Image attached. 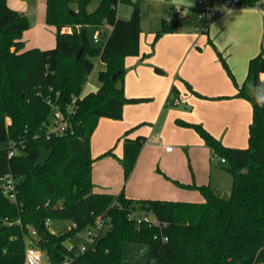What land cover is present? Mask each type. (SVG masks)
Segmentation results:
<instances>
[{
  "label": "trees",
  "instance_id": "trees-1",
  "mask_svg": "<svg viewBox=\"0 0 264 264\" xmlns=\"http://www.w3.org/2000/svg\"><path fill=\"white\" fill-rule=\"evenodd\" d=\"M92 1L45 0V21L55 27V43L39 48L26 47L22 39L30 27L26 15L0 0V142L13 141L16 149L13 155L8 154L10 146L0 149V181L10 173L17 184L14 200L0 192V264H22L27 239L48 264H122L125 242L145 245L148 264H264V107L253 95L255 87L264 86L259 77L264 49L249 59L246 79L236 92L252 105L246 147L225 146L201 124L186 123L213 156L224 159L223 169L232 178L228 198L207 184L178 183L197 189L201 201L131 199L123 190L94 192L90 139L99 118L120 119L125 103L148 98L126 97L122 85L125 57L139 54V0H100L90 11ZM258 2L239 0V5ZM119 3L131 7L128 18L117 15ZM89 25L111 27L102 46L91 45ZM178 26L174 18L162 20L155 38ZM95 60L103 63L98 88L82 93ZM74 95L73 133L48 137L44 122L52 111L50 102L64 109ZM138 126L122 137L118 159L124 180L145 142L141 134L129 136ZM42 148L48 154L40 163ZM107 154L113 155L112 150L101 156ZM139 214L153 219L137 221ZM97 216L108 226L84 252L69 251L68 243ZM46 219H66L76 228L55 233Z\"/></svg>",
  "mask_w": 264,
  "mask_h": 264
},
{
  "label": "rangeland",
  "instance_id": "rangeland-1",
  "mask_svg": "<svg viewBox=\"0 0 264 264\" xmlns=\"http://www.w3.org/2000/svg\"><path fill=\"white\" fill-rule=\"evenodd\" d=\"M99 1L100 0H93L92 5L88 6L90 7L88 8V10H94L96 8V4ZM172 3L174 5L187 4H182L181 0H139L141 52L138 55L141 56V60L144 65L151 67L152 71L155 73L156 76L165 79L168 77L169 72L171 73L170 93L168 99L166 100V109H169L174 114V111L176 112L177 107L173 106L170 100L172 98H178V100H180L181 102V107L179 106V109L181 111L185 110V113H189L191 112L190 109L194 104L187 97L191 96L190 94L195 96L196 93L193 94L191 91L188 90L185 82L181 79V76L184 71L194 65L195 55L193 53H189L188 50H171L168 47L172 44V37H174L173 35H179V33L183 32L185 29H189L192 32L198 29L197 32L200 33L199 27L200 24L203 22V19L189 18L187 24L180 25V27H178L175 31L172 32H162L157 36V38H155L156 33L161 29L162 20H165L170 17H173L174 19L182 17L181 15L178 17H174L172 15V12L170 11V5ZM7 4L9 5V7L25 14L28 20L30 21V27L25 30L22 34V38L24 40H27L28 44H34L40 37H44V39L54 37L55 40V27L53 25L47 24L45 21V0H7ZM204 4L208 5L207 0H204ZM221 5L222 1H217L216 7H219ZM240 6L245 8L258 7L264 9V7L259 4ZM130 11L131 7L126 4L119 3L117 5V15L121 18H127L130 14ZM192 13L193 12H191L190 14L192 15ZM210 19L212 18H209L207 20L211 21ZM108 32V29H104V27H102L101 25L87 26V33L90 39V43L93 46H102L106 40ZM94 34H98V41L96 42L93 39ZM48 44L50 43H45V45ZM211 48L214 52V55L216 56L215 63L217 64V69L220 70L219 73L226 74L232 84L235 85L236 79L234 78V75L228 63V58L224 56L222 52L219 51L221 56L220 57L217 54L215 48L212 46ZM134 56H127L125 57V59ZM224 61L226 63L227 68L232 73L233 79L228 75ZM94 64L95 66L93 70L88 75L87 80L83 85L82 92L84 93L88 90L94 89L97 85V73L100 68V63L95 60ZM101 64L103 65L102 62ZM159 64L162 66V68H164V72L156 71L155 65ZM211 67L214 70L216 68V65L213 64ZM205 68L210 69V66H207ZM140 70L141 67L139 71ZM139 71H136L134 69L129 71L125 69L122 83H124L125 85L126 83H129L128 86L133 88L143 86L144 83H153V80H148L145 76H143V78L139 77V74L137 73ZM246 76L247 71L244 77L241 79V82L239 84L240 86L245 81ZM124 95L126 96L125 91ZM196 96L203 99H207L204 101H208L211 103L210 111L212 113V118L217 121V129L221 134V138H218L220 142H223V140L225 139L228 140L229 143H235L244 146L247 145L248 125L246 121H244V117H242L241 122H239L238 118L236 117L237 114L245 113L244 107H242V105L245 106L244 103H246L248 112H250L251 116L252 105L250 99L247 96L236 95V93L219 97H204L200 95ZM219 99H235L239 100V102H235L233 100L234 103L228 102L227 105L221 107L220 104H218L217 102ZM163 100L165 102V98L160 99V96L156 95L153 99L149 101L125 103L124 106H131L132 109L129 111V114L123 115L120 119H113L104 116L100 117L92 136V140L94 142L93 152H96L97 149L103 146L104 141H107L108 143L112 142V146L110 147V149L114 150L116 146L118 147L121 144L120 138L123 137L124 129H126L131 124V122H133L130 121V117H132V115L138 116L143 113L154 111L155 105L159 102L161 104ZM156 113L152 112L151 114L154 115ZM186 123L189 122H184L182 121V119L177 117L173 119V125L162 126L160 124L156 125L147 121L141 122L139 124V127L147 133L148 140L142 145L139 151V154L142 153V160L132 179L131 175L136 166V161L138 159L139 154L137 156L133 169L126 180H124L123 177L121 163L119 159L114 156V154L107 155H110L118 161L119 166L117 175L115 174L112 168L107 167L104 163H97L98 161H100L99 159H101L103 156H101V154H94L93 152L91 153L92 168H95L98 171L99 175H101V177H103L102 173L104 174L105 171H107V178L109 180L116 179L117 181L119 178V190H123L124 195L127 194V190H132V192H134L135 194H150L148 193L149 191H152L154 189H160V187L163 185L171 187H173V185L178 186V183L180 182L177 179H174L169 176L165 171L166 168L169 169L171 172L173 171L177 175L190 176L191 178H193L192 183L195 185L202 184V182H205L206 184H209V186L213 188L215 192H217L216 194L218 196H220L221 198H228L232 185V178L231 175L223 169V166H225L226 163L221 162V156H211L209 154L208 146L206 145L205 141L200 136V134L197 132V130L191 126L186 125ZM225 123L226 128H224ZM193 124H198V122ZM181 128H189L191 129V131L193 130L198 141L200 139L202 143V148H198L197 146L194 147L192 145L194 141H192L191 139L185 140L179 137L176 133V129ZM158 135L161 138V141H155V137L157 139ZM9 146V141L0 142V149ZM167 147H169L168 150ZM167 153H170V155H166ZM47 154L48 150L42 148L40 150L38 162H44ZM95 163H97L96 166ZM130 179L131 182L129 183ZM194 191V193H196V195L198 196V199L201 200L202 195L200 194V192L197 189H194ZM150 217L153 219L152 216ZM69 225V220L52 219L50 220L49 228L51 231L59 233L62 230L67 229ZM32 237L37 238V236L33 233ZM78 240H80V237L77 236L74 241L77 242ZM29 243L30 240L27 239L26 244ZM133 245L137 249H139L140 246L143 244L133 243ZM122 254L124 257V261L122 264H133L128 262L129 260L126 259L128 257H125V253ZM143 255V252L139 249L137 251V255L134 258V264L146 263ZM41 264H48L44 255L42 256Z\"/></svg>",
  "mask_w": 264,
  "mask_h": 264
},
{
  "label": "crops",
  "instance_id": "crops-1",
  "mask_svg": "<svg viewBox=\"0 0 264 264\" xmlns=\"http://www.w3.org/2000/svg\"><path fill=\"white\" fill-rule=\"evenodd\" d=\"M196 1L197 0H191V1L181 0V3L182 4L187 3L185 5L189 4L190 6H194ZM207 4L208 6L216 7L217 1L207 0ZM91 5L92 3L89 6ZM173 5H174L173 3L170 5V11ZM191 12H193L192 15L190 14ZM181 16L182 17L185 16L186 19L180 22L178 27H180V25L182 24H187L189 18H197L196 9L192 8V10L189 13L182 14ZM168 19L169 18H167L166 20ZM199 19H203L202 20L203 22L200 24L199 27L200 33L197 32L198 29L194 30V32L190 31L189 29H185L183 32L179 33V35H173L174 37H172V44L168 47L171 50H179V51L188 50L189 53H193L195 55L194 65L189 67L186 71L183 72L181 79L185 82L188 90L191 91L193 94L196 93V95H200L204 97L205 96L219 97V96L235 94L238 90V87L240 86L239 84L241 82V79L244 77L247 71L249 59L257 55L261 49H264V9L258 7L245 8L238 5L213 17L212 19H210L211 21L207 20L206 18H199ZM102 27H104V29L105 28L108 29V31H110L111 29V27L108 25H103ZM65 31H70V28H66ZM23 41L26 47H39V48H50L53 47L55 43L54 37L53 38L50 37L47 39L46 38L44 39V37L42 38L40 37L37 40V42H35L34 44H28L27 40L24 39ZM45 43H50V44L45 45ZM210 45L214 47L216 51L222 52L223 55L228 58L229 61L228 60L227 61L230 65L234 78L236 79L235 80L236 85L232 84V82L226 76V74L219 73L220 70L217 69V64L215 63L216 56L214 55V52ZM140 52L141 49H140V36H139V53ZM96 61L100 63L99 70L102 69L103 65L101 64L100 60H96ZM124 64H125V69L129 71L133 69L139 71L141 67V70L137 72L139 74V77L143 78V76H145L148 80H153V83H149V84L144 83L143 86L137 88L129 87L128 86L129 83H126V85L122 83L123 90L126 93V97H146L148 98L146 101L153 99L156 95L157 96L159 95L160 99L165 98V102L163 100L161 104L159 102L158 104L155 105L154 111L143 113L138 116L132 115V117H130V121L133 122H131V124L126 129L146 121L156 125L160 124L162 126L173 125V119L178 117L182 119V121L184 122H189V123L198 122V124H201L214 137H216L217 139L221 138V134L217 129V121H215V119L212 118V113L210 111L211 103L208 101H204L207 99H203L189 93L191 96H188L187 98L191 100V102L194 105L190 109L191 112L185 113L186 112L185 110L181 111L179 109V106L181 105L180 100H178L177 97H176L177 99L172 98L170 100L172 105L177 107L176 112L174 111L173 114L169 109H166V100L168 99L170 93L171 73L169 72L168 77L165 79L156 76L150 66L144 65V63L141 60V56L139 55L126 58ZM213 64L216 65V68L214 70L211 67ZM207 66H210V69L205 68ZM155 67L160 68L164 72V68H162L160 64L155 65ZM162 71H158V72H162ZM259 77L260 79L264 80V73H260ZM98 85L99 83L97 80L96 87L94 89L88 90L87 92L95 91L98 88ZM175 100L177 101V103H174ZM233 100L235 102H239V100H235V99H219L217 102L218 104H220L221 107H224L225 105L228 104V102L234 103ZM244 105L245 106L242 105V107H244L245 113L237 114V116L236 115L235 116L238 118L239 122H241L242 117H244V121H246L248 125L251 120V116H250V112H248L246 103H244ZM131 109H132L131 106L130 107L123 106L122 116L125 114H129V111ZM152 112L154 113L157 112V113L153 115L151 114ZM224 128H226V123ZM126 129H124V131ZM124 131H123V135H124ZM176 133L179 137L185 140L191 139L192 141H194L192 144L194 147L197 146L198 148H202V143L200 139L198 141L193 130L191 131V129L189 128H181V129H176ZM140 134L145 137V142H146L148 140V135L139 126L136 130L130 133L129 136L133 137L135 135H140ZM92 136L90 139L91 153L93 152V143H94L92 140ZM120 140H121V144L118 147L116 146L114 150L111 149L112 153L117 158L121 157L122 154V138H120ZM158 140L161 141L159 135L157 136V139L155 137V141ZM223 142L226 146L229 145V147L243 148L247 146V145L244 146L235 143H229L228 140L225 139L223 140ZM223 142L221 143L223 144ZM107 143H108L107 141H104L103 146H101L99 149L96 150V152L93 153L102 154L108 151L112 146L111 145L112 142L108 144ZM209 154L213 156L210 148H209ZM166 155H170V153H167ZM99 160L100 161H98L97 163H101V164L104 163L107 167L112 168L115 174L117 175L119 165H118V161L115 158L111 157L110 155H105ZM141 160H142V153L139 154L138 156V159L136 161V166L131 175V179L133 178V175L135 174L137 168L139 167ZM97 163H95V166ZM165 171L169 176H171L174 179H177L180 183L193 184L192 183L193 178H191L190 176L177 175L173 171L171 172L169 169L166 168ZM102 176L103 177L99 175L98 171L95 168L94 169L92 168V182H93L92 190L94 192L113 193V194L119 193L120 191L119 190L120 182H118L119 178L117 181L116 179L109 180L107 178L108 177L107 171H105L104 174L102 173ZM131 179L129 183L131 182ZM202 184H206V183L202 182ZM197 185H201V184H197ZM194 192H195L194 189L182 187L180 185L178 186L173 185V187L163 185L160 187V189H154L152 191H149L148 193L150 194H135L134 192H132V190L130 191L127 190V194L125 196L131 199L150 198V199H163V200L201 201L202 199L201 200L198 199V196ZM214 193L216 194L217 192L214 191ZM76 237L77 236L75 235L72 241H74ZM139 249L144 254L143 257L145 258L146 261V263L144 264H148L145 245H141ZM139 249H137L132 242H125L122 244V253H125V257H128L126 258L129 260L128 262L133 264L135 263L134 258L137 255V251ZM123 261H124V257H123Z\"/></svg>",
  "mask_w": 264,
  "mask_h": 264
},
{
  "label": "built area",
  "instance_id": "built-area-1",
  "mask_svg": "<svg viewBox=\"0 0 264 264\" xmlns=\"http://www.w3.org/2000/svg\"><path fill=\"white\" fill-rule=\"evenodd\" d=\"M259 5L264 7V0H259ZM239 5V0H223L222 5L219 7H212L204 4V0H197L194 6L190 5H173L171 8L172 15L174 17L182 14L189 13L192 8L196 9L197 18H213L220 13L236 7ZM173 19L170 17L168 20ZM64 28L63 31H65ZM94 41H98V34H94ZM78 97L76 95L72 96L69 103L65 106L64 109H61L57 104L50 102L51 106V114L48 119L44 122L46 135L49 137L51 135H64L67 133H73V124H72V116L76 110V102ZM174 103H177L175 100ZM169 147H167V150ZM16 153L15 145L13 141H10V149L8 150L9 155H13ZM221 162H224V159L221 158ZM0 192L7 195L11 200L15 199V195L17 192V184L16 179L10 174H5L0 181ZM136 214L132 212L130 215ZM141 219L145 221H151L152 218L149 214H139L137 217V221ZM45 225L50 224V220H45ZM108 225L103 222L100 216L96 217L95 222L79 231L76 236L80 237V240L77 242L71 241L68 243L67 249L69 251L76 252H84L90 244H92L102 229H105ZM69 228H76L75 222H70ZM43 253L37 248L35 245L26 244L24 250V260L22 264H41ZM67 257L65 261H67Z\"/></svg>",
  "mask_w": 264,
  "mask_h": 264
},
{
  "label": "clouds",
  "instance_id": "clouds-1",
  "mask_svg": "<svg viewBox=\"0 0 264 264\" xmlns=\"http://www.w3.org/2000/svg\"><path fill=\"white\" fill-rule=\"evenodd\" d=\"M260 92H264V86H257L253 89V95L257 104H259L261 107H264V96L258 95Z\"/></svg>",
  "mask_w": 264,
  "mask_h": 264
},
{
  "label": "water",
  "instance_id": "water-1",
  "mask_svg": "<svg viewBox=\"0 0 264 264\" xmlns=\"http://www.w3.org/2000/svg\"><path fill=\"white\" fill-rule=\"evenodd\" d=\"M185 19H186V17L183 16V17H179L178 19H176V21H177V23H180V22L184 21ZM80 52H81V48H79V49L76 51V53H75V57H78L79 54H80ZM113 76H114V75H113Z\"/></svg>",
  "mask_w": 264,
  "mask_h": 264
}]
</instances>
